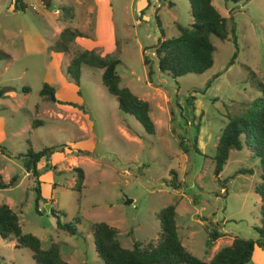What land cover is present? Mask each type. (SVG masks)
<instances>
[{"label": "rangeland", "instance_id": "374dc122", "mask_svg": "<svg viewBox=\"0 0 264 264\" xmlns=\"http://www.w3.org/2000/svg\"><path fill=\"white\" fill-rule=\"evenodd\" d=\"M166 1L172 5L159 0H21L25 8L14 11L13 0H0V176L7 182L18 175L11 187L0 189V204L16 214L21 232L36 236L41 248L57 243L66 264H101L93 249L95 222L115 228L122 247L155 243V214L174 202L181 244L200 261L207 262L232 236L255 238L256 163L244 149L231 150L216 176L211 157L226 118L241 116L260 96L264 0H211L227 28L233 26L235 45L230 33L224 40L211 36V67L176 78L158 71L151 46L161 33L175 37V24L187 26L191 18L187 0ZM59 5L72 8L71 19L61 18ZM65 28L84 37L75 36L62 50L59 34ZM83 49L119 59L118 86L147 102L153 134L144 133L132 116L118 111L115 97L100 82V69L82 65L75 86L65 67ZM144 56L152 69L150 80ZM42 83L53 88V95L39 96ZM193 89L202 91L192 93ZM188 97L193 99L186 102ZM34 121L42 125L32 127ZM174 132L189 141L196 136L200 153H182ZM62 144V153L36 165L42 197L37 213L33 178L14 156L28 148L38 151ZM67 148L74 153H67ZM75 167L84 175L78 203ZM249 168L251 173H237ZM171 170L178 189L169 186ZM46 204L57 210V218L48 214ZM56 220L72 224L78 234L57 228ZM210 223L217 224L223 236L206 248L202 225L210 228ZM251 263L264 264V252L255 248ZM0 264L34 262L28 249L0 238Z\"/></svg>", "mask_w": 264, "mask_h": 264}, {"label": "trees", "instance_id": "16d2710c", "mask_svg": "<svg viewBox=\"0 0 264 264\" xmlns=\"http://www.w3.org/2000/svg\"><path fill=\"white\" fill-rule=\"evenodd\" d=\"M165 2L171 6V2ZM237 3L248 0H225ZM191 21L187 26L175 24L178 34L175 37L158 39L152 47V53L156 58V66L160 73L176 78L186 73L201 74L212 65V53L214 46L210 41L213 36L219 40H224L231 34V42L235 45L233 26L227 28L226 20L211 5V0H187ZM12 9L14 11L23 10L25 6L21 0H13ZM62 19L72 18V8L66 5H59ZM156 24L158 19L155 17ZM84 37L83 34L65 28L60 32L58 43L65 50L66 44L73 38ZM57 44V43H56ZM116 45V42L115 44ZM236 49V47H235ZM234 52L228 62L232 63L235 57ZM119 59L110 53L99 54L94 50H80L75 52L69 59L65 71L78 87L80 67L87 66L93 69H100V82L108 94L115 97L118 111L132 116L142 127L146 134L154 133V125L149 117V107L147 102L140 100L133 95L126 87H119V76L115 67L119 64ZM142 64L147 66L146 76L151 79L152 69L148 65V60L144 56ZM215 77V76H214ZM209 84V80L204 87ZM260 96L256 97L251 106L239 117H227V121L220 129L214 153L211 157L214 167L213 172L218 176L222 166L225 164L229 151H240L244 149L249 159L256 163L258 169V182L253 191L259 198L258 223L252 227L255 234L254 239H245L232 236L228 244L218 247L207 262L200 261L188 253L181 244L180 234L174 220V209L176 202L169 204L156 212L155 217L158 222V235L155 243L134 242L130 248L122 247L118 241L115 228L108 226L104 222H95L91 225L93 249L101 264H252V253L254 247L264 252V82L257 85ZM202 90L193 89L192 93ZM54 90L47 83H42L39 96H51ZM77 93L79 91L77 90ZM193 97L186 98L190 102ZM41 121L31 123L32 127ZM177 139L178 149L184 153H198L196 149V136L189 141L182 134L174 132ZM64 145L43 147L38 151L28 148L25 153L14 156L21 162V166L26 174L33 178V190L35 193L34 210L38 213L36 206L42 200L38 171L36 168L40 160L48 161L56 153H62ZM2 149H0V153ZM67 153H74L67 148ZM80 154L79 150L75 151ZM83 153V152H82ZM200 153V152H199ZM252 169H240L238 174L251 173ZM76 175L74 189L79 192L77 203L80 198V190L83 185V172L79 167L73 168ZM172 175L169 186L178 189L180 183L175 181V172ZM18 180V175L13 174L7 182H3L0 176V189L11 187ZM221 185L224 181L219 182ZM57 215V210L53 209ZM77 223V219H74ZM210 228L202 225L206 234L204 242L206 248L213 246L215 240L223 236L217 224L210 223ZM56 227L65 231L69 235H77L76 228L70 223L60 224L56 220ZM0 238L13 239L16 248H26L30 251V256L34 264H66L59 257V246L51 242L47 248H41L39 239L30 234L22 233L16 214L5 204H0Z\"/></svg>", "mask_w": 264, "mask_h": 264}, {"label": "water", "instance_id": "95a60500", "mask_svg": "<svg viewBox=\"0 0 264 264\" xmlns=\"http://www.w3.org/2000/svg\"><path fill=\"white\" fill-rule=\"evenodd\" d=\"M130 202V200L128 201ZM45 208L47 209V212L50 216H53L54 218H57V215L53 212V208L49 206L48 204L45 205Z\"/></svg>", "mask_w": 264, "mask_h": 264}, {"label": "crops", "instance_id": "0c3cea01", "mask_svg": "<svg viewBox=\"0 0 264 264\" xmlns=\"http://www.w3.org/2000/svg\"><path fill=\"white\" fill-rule=\"evenodd\" d=\"M255 248H256V247H254V249H255ZM254 249H253V250H254Z\"/></svg>", "mask_w": 264, "mask_h": 264}]
</instances>
